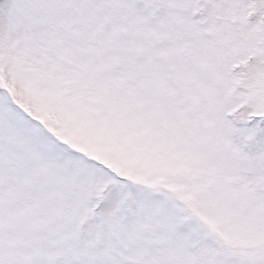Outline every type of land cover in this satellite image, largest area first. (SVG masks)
<instances>
[{
    "label": "snow or ice",
    "instance_id": "6c2138e0",
    "mask_svg": "<svg viewBox=\"0 0 264 264\" xmlns=\"http://www.w3.org/2000/svg\"><path fill=\"white\" fill-rule=\"evenodd\" d=\"M0 264H264V0H0Z\"/></svg>",
    "mask_w": 264,
    "mask_h": 264
}]
</instances>
